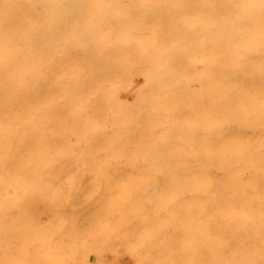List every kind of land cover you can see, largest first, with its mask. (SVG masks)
Here are the masks:
<instances>
[{
    "label": "rangeland",
    "instance_id": "rangeland-1",
    "mask_svg": "<svg viewBox=\"0 0 264 264\" xmlns=\"http://www.w3.org/2000/svg\"><path fill=\"white\" fill-rule=\"evenodd\" d=\"M263 38L264 0H0V264H264Z\"/></svg>",
    "mask_w": 264,
    "mask_h": 264
},
{
    "label": "bare ground",
    "instance_id": "bare-ground-1",
    "mask_svg": "<svg viewBox=\"0 0 264 264\" xmlns=\"http://www.w3.org/2000/svg\"><path fill=\"white\" fill-rule=\"evenodd\" d=\"M184 13V12H183ZM210 16V15H209ZM219 16V15H218ZM202 18V16H200ZM217 17V16H216ZM206 18V17H204ZM250 18V17H248ZM188 21V20H187ZM190 25V24H189ZM192 29L190 26H188L187 28H183L181 26H174V28L171 30V44H170V49L171 50H159L157 53L160 54V55H166L167 53H177V56L176 58H181V60H183L184 62H186L187 64L191 62V35L193 34L192 33ZM210 34V33H209ZM196 35L197 37L199 38L197 41H196V49H197V55L195 54L194 56H196L195 58V62L197 64V66L199 67H202L204 62L202 60L201 57H199L198 53L202 51L203 49V44L200 42V38H203V33L199 30V28L196 29ZM261 35V34H258V36ZM183 37L186 38L185 41H183ZM251 37L249 38V40L251 41ZM254 39V37H253ZM264 39V38H263ZM248 41V40H247ZM249 43V41H248ZM260 43V42H258ZM229 45V44H228ZM244 43L242 44V47H243ZM217 46V45H216ZM216 46L214 47L215 48V51L213 50V52H216ZM227 46V45H226ZM225 46V49L228 50L227 51H223L221 52V54L219 55H216V54H213V52L211 51V55H216V56H221L219 60L222 59V57H224V54L227 52L229 53V51H235L234 49H232L231 47V50L230 48L228 49V47ZM212 46H210L211 48ZM241 47V46H240ZM241 47V49H242ZM251 47V46H250ZM236 48V47H235ZM206 49V48H205ZM204 49V50H205ZM238 49V48H237ZM240 49V48H239ZM246 49V47H245ZM245 49L243 50V52L245 51ZM207 50V51H206ZM205 53L208 52V49H206ZM211 50V49H210ZM238 51V50H237ZM185 52L187 53L189 56L185 59V58H182L180 57L181 54ZM210 53V52H208ZM217 53V52H216ZM236 53V52H235ZM230 54V53H229ZM234 52L232 53L231 56H235L237 58L236 55H233ZM202 55V54H201ZM205 55V54H204ZM211 55L209 54L208 57L210 58ZM238 55V54H237ZM212 56V57H213ZM233 57H229L228 56V59L230 58H233ZM234 57V58H235ZM219 58V57H218ZM225 58V57H224ZM207 60V58H205ZM227 59V60H228ZM205 60V61H206ZM224 60V59H223ZM226 60V59H225ZM238 60V58L236 59V61ZM210 61V59H209ZM233 62V60H231ZM235 59H234V64H236L235 62ZM182 62V61H181ZM226 66H227V61L225 62ZM239 63V62H238ZM133 64V63H131ZM222 64V63H221ZM233 64V63H232ZM231 65H228L229 67L232 66ZM233 64V65H234ZM222 66V65H221ZM223 66H224V61H223ZM228 67V68H229ZM152 68H155L157 70V74H167L168 72V65L165 61V58L162 57V58H158L157 61H155L154 63L150 64V66H146L144 68V73L143 74H152ZM197 69V68H196ZM225 69V68H224ZM229 69H233L232 68H229ZM197 71V70H196ZM260 71V70H258ZM261 72V71H260ZM263 72V70H262ZM261 72V73H262ZM201 73V71H200ZM204 73V72H202ZM201 78V76H200ZM257 99V98H256ZM260 100V99H259ZM257 100V101H259ZM263 102V100H260V102L258 103H261ZM259 108V107H258ZM212 110V109H211ZM244 111V110H243ZM210 112V111H208ZM206 114V113H205ZM208 115V114H207ZM210 115V114H209ZM253 118V117H252ZM211 119V118H210ZM209 119V120H210ZM220 119V118H219ZM218 119V120H219ZM222 120V118H221ZM216 122V121H215ZM218 122V121H217ZM236 125V124H235ZM240 125V124H239ZM239 125H236V126H239ZM242 125V124H241ZM248 130V129H247ZM254 137V136H253ZM235 141V140H234ZM242 148V147H241ZM223 151V150H222ZM223 157V156H222ZM262 159V158H261ZM171 177L168 175L167 177V181L170 180ZM162 194H160V204L157 208L158 210V213L160 215V219H159V223H158V226H157V231L158 232H163V231H168L169 233H171L172 235H184V236H197V235H205V234H218V233H223L224 230H226L225 228H223L221 225H220V222L217 223V218L216 217H212L210 216V212L208 211V202H192V203H182V202H178V201H173V200H168V199H171L172 196L170 197H163ZM173 197H175V195H173ZM165 205L166 206V209L167 208H170V214H173V215H180V216H174V217H162L161 215L162 212L165 210H162V206ZM127 210V209H126ZM125 212V211H124ZM125 214V213H124ZM188 215H194V216H188ZM234 216V215H233ZM241 216V215H240ZM242 217V216H241ZM229 219V218H228ZM232 220V219H231ZM227 221V220H226ZM230 221V220H229ZM111 223V222H110ZM113 224V222H112ZM106 227V225H105ZM100 228V227H99ZM102 228V227H101ZM104 228V227H103ZM107 228V227H106ZM123 228V227H122ZM107 231V229H105ZM105 231V232H106ZM110 233L111 230H109ZM246 231V230H245ZM128 232V231H127ZM98 233V232H97ZM102 233V232H101ZM100 233V234H101ZM99 234V233H98ZM97 234V235H98ZM109 234V233H108ZM111 235V234H110ZM113 236V234H112ZM111 236V237H112ZM114 238V237H113ZM193 238V237H192ZM215 246V245H214ZM128 248V247H127ZM213 248V247H212ZM221 248V247H220ZM240 256V255H239ZM253 256V255H252ZM251 256V257H252ZM156 256L154 255L152 258H147L145 261L147 264H157V262L155 261V258ZM84 259V258H83ZM257 261V260H256ZM258 263V262H257ZM186 264H189V263H186ZM226 264V263H225ZM233 264V263H231ZM256 264V263H255Z\"/></svg>",
    "mask_w": 264,
    "mask_h": 264
}]
</instances>
